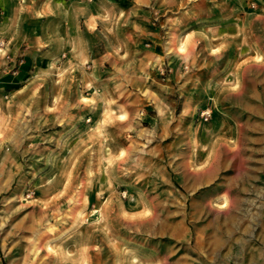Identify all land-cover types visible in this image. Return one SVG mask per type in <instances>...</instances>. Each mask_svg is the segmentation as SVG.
Wrapping results in <instances>:
<instances>
[{
	"label": "rangeland",
	"instance_id": "1",
	"mask_svg": "<svg viewBox=\"0 0 264 264\" xmlns=\"http://www.w3.org/2000/svg\"><path fill=\"white\" fill-rule=\"evenodd\" d=\"M173 1L161 74L185 104L95 112L112 123L41 153L12 125L21 110L0 117V264H264V75L252 67L255 104L223 92L235 66L183 28L205 0Z\"/></svg>",
	"mask_w": 264,
	"mask_h": 264
},
{
	"label": "crops",
	"instance_id": "2",
	"mask_svg": "<svg viewBox=\"0 0 264 264\" xmlns=\"http://www.w3.org/2000/svg\"><path fill=\"white\" fill-rule=\"evenodd\" d=\"M173 2L0 0V117L21 110L12 125H22L24 135H38L41 153L112 123L94 120L95 112H120L126 104H174L173 96L181 98L185 91L172 69L161 74L169 64L166 47L173 42L161 29L174 27ZM205 2L198 13L190 1L184 4L183 28L197 31L194 38L207 53L213 46L216 61L235 66L229 84L221 81L222 91L255 104L249 78L254 66L264 75V0ZM218 70L223 78L226 69ZM185 101L182 97L180 104ZM116 117L120 126L128 124Z\"/></svg>",
	"mask_w": 264,
	"mask_h": 264
}]
</instances>
